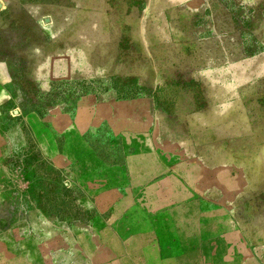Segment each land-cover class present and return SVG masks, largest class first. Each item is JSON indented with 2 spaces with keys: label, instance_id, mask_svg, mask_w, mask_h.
<instances>
[{
  "label": "rangeland",
  "instance_id": "obj_1",
  "mask_svg": "<svg viewBox=\"0 0 264 264\" xmlns=\"http://www.w3.org/2000/svg\"><path fill=\"white\" fill-rule=\"evenodd\" d=\"M0 264H264V0H0Z\"/></svg>",
  "mask_w": 264,
  "mask_h": 264
}]
</instances>
